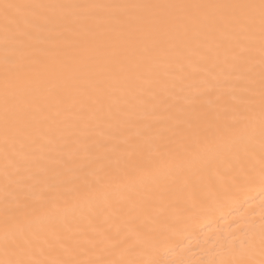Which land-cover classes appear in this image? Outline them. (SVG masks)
Returning <instances> with one entry per match:
<instances>
[{
  "label": "bare ground",
  "instance_id": "obj_1",
  "mask_svg": "<svg viewBox=\"0 0 264 264\" xmlns=\"http://www.w3.org/2000/svg\"><path fill=\"white\" fill-rule=\"evenodd\" d=\"M262 120L261 0H0V264H264Z\"/></svg>",
  "mask_w": 264,
  "mask_h": 264
},
{
  "label": "snow or ice",
  "instance_id": "obj_2",
  "mask_svg": "<svg viewBox=\"0 0 264 264\" xmlns=\"http://www.w3.org/2000/svg\"><path fill=\"white\" fill-rule=\"evenodd\" d=\"M5 9L12 7L11 5H5ZM261 9L264 11V0H261ZM261 130L264 132V120L261 122Z\"/></svg>",
  "mask_w": 264,
  "mask_h": 264
}]
</instances>
